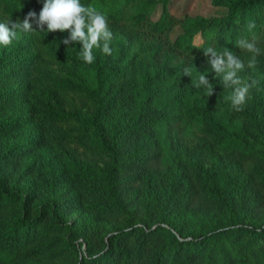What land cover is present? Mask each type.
Returning a JSON list of instances; mask_svg holds the SVG:
<instances>
[{
    "label": "trees",
    "instance_id": "16d2710c",
    "mask_svg": "<svg viewBox=\"0 0 264 264\" xmlns=\"http://www.w3.org/2000/svg\"><path fill=\"white\" fill-rule=\"evenodd\" d=\"M80 2L107 16L111 55L83 62L67 30L32 31L37 61L0 52V264H264V83L236 112L202 53L247 60L234 43L252 33L264 49V0H212L227 8L212 17H177L168 0ZM42 6L0 0V17ZM255 66L264 76V54ZM188 126L211 143L185 146ZM90 139L100 165L78 159Z\"/></svg>",
    "mask_w": 264,
    "mask_h": 264
},
{
    "label": "clouds",
    "instance_id": "9594fccd",
    "mask_svg": "<svg viewBox=\"0 0 264 264\" xmlns=\"http://www.w3.org/2000/svg\"><path fill=\"white\" fill-rule=\"evenodd\" d=\"M255 27L254 22L247 24L250 33ZM17 30L23 32L67 30L69 35L61 43L68 45L78 42L80 44L78 56L87 64L95 60L94 49H100L106 55L112 54L110 42L113 33L109 28L107 16L94 7L81 4L80 0H43V6L38 15L29 11L22 21L18 19L9 20L7 23L0 22V46H9L16 38ZM234 44L248 54L247 67L250 69L255 67L257 57L264 54V49L259 46L258 38L254 33L251 39L241 38ZM202 53L223 87L232 89L231 94L226 98L230 101L231 109L236 112L242 111L249 98L250 90L256 83V81H245L238 75L245 69V61L228 48L218 51L210 46L203 49ZM182 74L191 78L193 87H203L207 96L213 94V85L203 72L193 77L191 68L184 67Z\"/></svg>",
    "mask_w": 264,
    "mask_h": 264
},
{
    "label": "rangeland",
    "instance_id": "374dc122",
    "mask_svg": "<svg viewBox=\"0 0 264 264\" xmlns=\"http://www.w3.org/2000/svg\"><path fill=\"white\" fill-rule=\"evenodd\" d=\"M168 10L177 17H182L184 15H200L204 17H212V16H220L227 12V8L223 5H216L212 2V0H168ZM161 5H158L155 9L152 17L158 18L161 13ZM9 21L8 18L0 17V22L7 23ZM16 21V20H12ZM10 27V25H9ZM180 33V29L176 26L170 34L171 40H173L178 34ZM200 37L196 36L195 42H199ZM6 49H14L17 52H20L21 57H32L35 61L39 59L40 54L38 48L36 46L35 38L32 32H23L17 30V36L13 40V42L7 46L3 47L0 46L1 50ZM243 60V59H242ZM245 61V69L238 73V75L245 81L251 82L256 81L254 87L250 90L249 98L247 99L245 105L249 102L253 94L258 93L263 86L264 83V76L259 72L256 68H248L247 67V60ZM35 73V71H34ZM217 80L219 78L217 77ZM223 85V84H222ZM222 91L224 92V96L227 98L231 92V88H224L222 87ZM37 131V125L33 122H29L24 125L22 135L24 140L31 138ZM201 131L198 127L188 126L185 129L184 134L182 135V142L186 145H191L193 142L194 144L206 142L211 143L210 139H207L201 135ZM104 138L106 143H110L109 137L103 131ZM79 160L87 163H94V164H102L103 162L108 160L107 153L103 150L102 145L96 144L93 139H90L86 144L84 149L79 150L78 152ZM81 213L77 211L67 217L68 220L72 219H80Z\"/></svg>",
    "mask_w": 264,
    "mask_h": 264
}]
</instances>
